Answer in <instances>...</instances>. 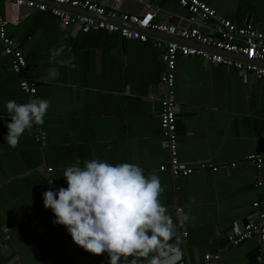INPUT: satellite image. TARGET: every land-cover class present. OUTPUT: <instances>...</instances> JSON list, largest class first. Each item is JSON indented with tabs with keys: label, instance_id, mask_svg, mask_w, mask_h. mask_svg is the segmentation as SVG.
I'll return each mask as SVG.
<instances>
[{
	"label": "crops",
	"instance_id": "1",
	"mask_svg": "<svg viewBox=\"0 0 264 264\" xmlns=\"http://www.w3.org/2000/svg\"><path fill=\"white\" fill-rule=\"evenodd\" d=\"M88 1L117 15L150 11L157 22L190 25L187 10L175 0ZM202 1L235 25L264 32V0ZM0 13L7 20L6 34L24 55V75L36 88L32 96L23 92L22 74L10 69V57L0 46V235H8L0 264H108L106 254L76 245L43 207L42 193L66 186L63 169L77 158L81 166L92 158L134 163L159 177L164 188L159 199L175 224L171 242L178 249L168 264H256V236L237 244L228 237L253 214L254 201L264 208V165L256 170L245 160L248 154L264 156V80L198 57L177 58V158L205 168L173 177L159 170L169 164L158 118L164 72L160 40L181 39L146 30L149 37L140 42L104 30L63 29L46 12L4 1ZM30 98L50 101L39 125L45 142L35 141L33 125L10 148L4 136L11 119L4 104Z\"/></svg>",
	"mask_w": 264,
	"mask_h": 264
},
{
	"label": "built area",
	"instance_id": "2",
	"mask_svg": "<svg viewBox=\"0 0 264 264\" xmlns=\"http://www.w3.org/2000/svg\"><path fill=\"white\" fill-rule=\"evenodd\" d=\"M16 9L25 8L46 12L54 16L61 28L76 27L86 33L91 30H104L116 33L121 38L130 41L146 42V30L164 33L180 40H160L164 42L161 60L164 72L160 77L163 87L160 97L161 108L158 113L159 123L168 153V167L160 166L159 170H167L173 177H184L193 171L204 169L205 164L198 167L186 166L177 158L178 134L176 128V103L174 88L175 62L179 57H198L210 65H224L234 70L253 76L257 80H264V32L249 26H237L230 20L218 15L202 0H175L188 12L189 26L177 27L165 22H157L154 13L147 11L139 15L105 10L103 7L88 0H0ZM78 9L79 11H74ZM118 19V24L112 20ZM7 20L0 13V46L2 52L10 57V69L22 74L20 87L27 95L36 92L35 82L24 75L25 58L22 51L15 45L13 39L6 34ZM131 25V26H130ZM158 40V39H157ZM183 41H191L195 45ZM158 42V41H157ZM35 141L41 146L45 142L44 133L37 125ZM245 160L253 164L256 170L264 165V156L248 154ZM213 171L216 167H211ZM47 167L46 171L51 172ZM260 184L258 181L256 185ZM66 187V186H64ZM255 209L242 229L235 231L228 237L231 244L256 236L258 239V255L256 264H264V208L260 202L252 203ZM178 211L180 209H177ZM185 235V232H183ZM7 234L0 235V251L4 247ZM215 254L213 258H216ZM101 264H103L101 262ZM209 264V263H203Z\"/></svg>",
	"mask_w": 264,
	"mask_h": 264
},
{
	"label": "clouds",
	"instance_id": "3",
	"mask_svg": "<svg viewBox=\"0 0 264 264\" xmlns=\"http://www.w3.org/2000/svg\"><path fill=\"white\" fill-rule=\"evenodd\" d=\"M49 106L42 98L6 101L11 119L5 122L7 145L15 148L33 125H42ZM61 176L66 187L43 192V207L84 251L106 254L108 264H168L177 253L171 242L175 224L159 199L164 188L157 175L145 174L134 163L96 158L85 159L81 166L77 158Z\"/></svg>",
	"mask_w": 264,
	"mask_h": 264
}]
</instances>
